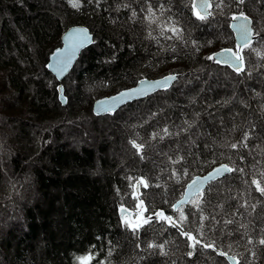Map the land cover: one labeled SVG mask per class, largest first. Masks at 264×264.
I'll return each mask as SVG.
<instances>
[{
    "label": "trees",
    "instance_id": "16d2710c",
    "mask_svg": "<svg viewBox=\"0 0 264 264\" xmlns=\"http://www.w3.org/2000/svg\"><path fill=\"white\" fill-rule=\"evenodd\" d=\"M126 3L131 7L125 8ZM189 3L171 0V11L185 29L184 40H196L199 51L190 42L166 39L170 32L161 35L155 24L142 21L139 0H101L98 6L95 0H82L78 9L72 7V0H0V264H78L77 257L86 252L94 254L91 264H230L227 254H233L239 264H264V245L258 243L264 235L259 231L264 226V197L251 185L256 178L264 186V110L260 107L264 60L245 49V71L252 73L248 77L206 59L216 49L235 48L229 27L233 14L243 11L250 16L254 31L264 37V0H245L242 5L225 0L222 8L211 9L213 16L207 21L197 20ZM131 8L138 13L134 20L129 19ZM73 24L87 25L95 33V42L82 51L63 80L67 97L63 105L58 81L46 63L61 44L62 32ZM260 37H255L252 47L264 55ZM169 72L183 74L169 89L130 102L111 115L92 112L98 97L141 77ZM224 99L229 103H215ZM157 110L160 114L149 118ZM184 119L194 121L189 133L149 140L152 126L166 124L173 131ZM250 126L254 131L249 148L259 144L252 156L248 149L229 147L251 131ZM137 133L144 138L138 143L147 141L144 159L129 143ZM177 145L184 160L172 165L165 153L174 157ZM253 156L260 160L256 168L251 167ZM220 162L245 171L227 174L204 189L201 207L208 219L203 227L200 213L192 215L196 210L190 202L181 206L187 217L181 221V213L170 205L192 176ZM174 167H186L188 175L178 172L170 179ZM141 176L149 184L140 185L139 198L146 210L133 212L136 201L131 185ZM254 198L261 202L251 216L237 215L236 222L223 225L222 217L233 206L242 199L255 203ZM217 202L222 209L212 207ZM122 207L133 214L122 217ZM161 210L184 231L197 235L200 243L193 256L187 255L192 251L187 238L157 220L154 213ZM213 212L220 224L211 221ZM150 215L152 220L143 223ZM124 218L141 224L137 233L123 223ZM237 222L248 224V229L237 232ZM249 237L252 244L247 242ZM150 242L163 244L167 254L147 249ZM205 243H214L215 248H203Z\"/></svg>",
    "mask_w": 264,
    "mask_h": 264
},
{
    "label": "snow or ice",
    "instance_id": "6c2138e0",
    "mask_svg": "<svg viewBox=\"0 0 264 264\" xmlns=\"http://www.w3.org/2000/svg\"><path fill=\"white\" fill-rule=\"evenodd\" d=\"M95 2L98 6L101 0H95ZM139 2L141 3V7L139 11L140 13L143 14L139 18L142 21L146 20L149 26L155 24L160 29L161 35H164L166 32H170L171 35L166 36V39H170V40L177 39L185 44L190 42L193 48L199 51L200 46L196 40H191V41L184 40L183 34L185 29L182 26H180L179 20L173 19V16L176 14L172 13L171 11V0H156L155 5H153V0H139ZM236 2L238 5H242L244 4L245 0H236ZM224 5H225V0H217L215 5L213 4V0H190L188 6L191 10L192 15L197 20L207 21L209 20L210 17L213 16V12L211 11L213 7L220 9ZM81 6H82V0H72L73 8L78 9ZM124 7L130 8L131 6L130 4L126 3L124 4ZM137 17H138L137 10L135 8H131V14L129 19L134 20ZM231 20L236 22L232 24L231 27L237 33V39L239 41L235 45V50L233 48H224L221 49L219 52L214 53L213 55L207 56L206 59L210 61H214L216 64H224L229 66L230 68L233 69V71L237 75L244 73L246 76L251 77L252 75L251 71H247V72L245 71L244 51L245 49H250L257 56H259L261 60H264V55H261L259 49L252 47L254 36L260 37V32L254 31V29L251 27L252 21L247 15L243 13V11H241L239 14H233L231 16ZM158 21L160 22L158 23ZM149 36H151V32H149ZM153 39H155V37H153ZM260 39L264 40V37H260ZM64 42H65V46L61 49H58L55 55L52 57L55 63L54 64L50 63L46 65L49 69H54L57 72L58 76H60L72 63L73 59L76 56V53L85 45L93 41L86 28H74L71 32H69L64 36ZM178 79H180L178 74H169L160 80H154V81L142 79L138 82V87L121 92L118 96L112 97L109 100L100 101L98 107H103L104 110L107 112H114L115 109L122 102H127V100L132 98H140L147 96L154 90H161V89L167 90L169 87L172 86L173 82L177 81ZM203 90H204L203 87H201L200 91L202 92ZM59 91L62 93L63 88L62 87L59 88ZM256 95L259 96L260 93H256ZM192 102L195 103V97H193ZM215 103L223 106L229 103V100L228 99H224L223 101L217 100L215 101ZM260 107L262 110H264V104H261ZM160 111L161 110L151 112L149 118H155L157 115L160 114ZM195 115L198 117L200 113L197 111ZM145 122H147V120ZM159 124L160 121H157V125ZM193 127H194V121H189L187 119L182 120L180 125H174L173 131H170L169 127L166 124L161 127L152 126V130L148 133V138L149 140H153V141L157 139L163 141L165 138L178 137L181 135V133H189ZM250 127L252 130L246 131L243 134V137L240 141H237L235 143H230L229 147L231 149L238 151L241 149H248V155L252 156L253 151L259 148V144H255L252 148H249L248 141L251 138L252 131H254V126H250ZM191 135H197V133H192ZM137 139L143 140L144 138L140 137L139 133H137L136 138L129 140V143L132 146V148L136 150L140 158L144 159V147L147 141L138 143ZM189 140H191V136H189ZM191 143L195 144V141L191 140ZM165 155L167 156L168 161L172 165L181 164V162L184 160V156L180 154L178 145H177V150L174 153V157L172 155H168L167 153H165ZM239 158L243 160L244 156L240 155ZM253 160L254 163L251 165L252 168H256L258 165H260V160L256 159L255 156H253ZM211 163H215V161L213 160L211 161ZM237 170L241 173L245 171L244 168L236 169L234 167H230L227 164H221L219 167L215 168L213 172L209 173L208 176L203 178L199 176L195 177L194 179L191 180V183L187 185L185 199L180 200L178 204L170 205V207L173 208L175 211L181 213L180 220L182 221L185 220L187 217L183 215L181 206L184 205L185 203H189V202L192 203L193 207L196 210L195 212L192 213V215L195 217L197 212L200 213V221H201L200 226L203 227V220L208 219V217H205L203 215L204 210L201 207V205L204 203L205 200L204 186L211 181H215L220 177H223L226 174H230ZM178 172L183 174L184 176L188 175V169L186 167H181L180 169H176L174 167L169 178L171 179L173 177H177ZM261 175H264V173H262ZM140 185H143L144 188H147L149 186L148 181L144 179L142 176L136 180V183L134 185H131L134 189L132 199L136 201V203L133 206V212L136 208H139L141 211L146 210L144 208V201L139 198V196L136 194L135 191ZM251 185L254 186L255 191L259 192L260 195L264 197V186L261 185V180L253 178L251 180ZM212 191L213 190L211 188L208 189L207 195L209 197L208 200L209 204H211V201L213 199ZM260 202L261 201L259 199H255V203L251 202L249 199H242L235 206H233L232 211L227 213L226 217H222L223 225L227 227L228 225H231L234 222H236L235 217L237 215H239L240 217H244L245 215L251 216L252 213L255 212L257 204H259ZM212 207L222 209L223 205L217 202L215 205H212ZM240 209H244V211L241 212ZM120 211L122 217L133 214V212H129V210L124 207H122ZM262 211H264V208H262ZM135 215L139 216L140 213H135ZM154 215L157 218V220L165 221L168 224H170L172 227L177 228L180 235L187 238V240L189 241L188 246L192 249V251H189L187 255L189 257L193 256L197 244L200 243V240L197 238V235H193L190 232L184 231V229L178 226L177 222L174 221L173 217L171 215H166L163 210L155 212ZM216 215L217 213L215 212L211 214V221L213 222V224H220L221 221L216 219ZM227 217H231V218H227ZM257 218H259V216ZM151 220H152V216L150 215L147 218L143 219V223L145 224L149 223ZM123 223L126 226H128L133 233H137L138 229L141 227L140 223H132L127 218L123 219ZM241 228L248 229V224L238 223V227L236 228V231L239 232ZM212 230H213L212 228L209 229V231ZM259 231L260 233L264 234V226H262L259 229ZM227 234L231 236L232 232L229 231ZM247 234L248 233L246 231L242 235H247ZM199 235H202V233H199ZM247 242L248 244L253 243L251 237H249ZM258 243L260 245H264V235L260 236V238L258 239ZM202 247L215 248V244L205 243L202 245ZM147 249H159L161 255L167 254L164 252L163 244L150 242L147 244ZM147 249H145V251ZM220 254L225 255V253L223 252H221ZM109 255H111V249H109ZM252 255L255 256V252H253ZM93 259H94V254L92 252H86L85 255H81L77 257L78 264H91V261ZM232 259H236V258L232 257ZM236 264H239L238 260L236 261Z\"/></svg>",
    "mask_w": 264,
    "mask_h": 264
},
{
    "label": "water",
    "instance_id": "95a60500",
    "mask_svg": "<svg viewBox=\"0 0 264 264\" xmlns=\"http://www.w3.org/2000/svg\"><path fill=\"white\" fill-rule=\"evenodd\" d=\"M247 16H248V15H247ZM248 17H249L250 20L252 21L251 17H250V16H248ZM234 23H236V22H235V21H232V20L230 19L229 27H230L231 31L233 32L234 40H235V43L237 44V43L239 42L238 39H237V33H236L235 30L231 27V25L234 24ZM251 27L253 28V21H252ZM74 28H86V29L88 30V33H89V35L91 36L93 42H91V43L85 45L83 48H81V49L76 53V56H75V58L73 59L72 63L67 67V69H66V70H65L60 76L57 75V72H56L54 69H49V68L46 66V68L48 69V71L51 72L52 75L55 77V79L58 81V86H57L58 98H59L60 102H61L63 105H65V104L67 103V97H66V95H65V93H64L63 80H64V79L70 74L71 70L74 68L75 64L77 63V61H78L79 58H80V55H81L82 51H83L84 49L88 48L90 45H92V44L95 42V33H94V32H93V31H92L87 25H85V24H73V25H70V26H68V27L62 32V34H61V38H60V39H61V44H60L59 46L55 47V48L50 52L49 57H48V61H47L46 65H48V64H50V63H53V64L55 63V61L52 59V57L55 55V53H56V51H57L58 49H61V48H63V47L65 46L64 36H65L66 34H68L69 32H71ZM253 29H254V28H253ZM254 39H255V36H254L253 40H254ZM225 48H228V47H225ZM221 49H224V48L216 49L215 51H213L212 55H213L214 53H216V52H219ZM223 65H224V64H223ZM226 66H227V65H226ZM228 67H229V66H228ZM169 74H178L179 77H181V76L183 75L181 72H169V73L163 74V75L158 76V77H141V78H139V79L137 80L136 83H134V84L131 85V86H128V87L122 88V89H120V90H118V91H115V92H113V93H111V94L104 95V96H101V97H98L97 99H95V100L93 101V103H92V112H93L95 115H97V116L111 115V114H114L115 112H117L121 107L125 106L126 104H128V103H130V102H133V101H135V100H139V99H143V98H145V97H147V96H149V95H151V94H154L155 92L162 91V89H161V90H154V91H152V92H151L149 95H147V96L140 97V98H132V99L127 100V102H122V103H121V104L115 109L114 112H107V111L104 110L103 107H98L100 101L109 100V99L112 98V97L118 96L121 92H124V91H126V90H129V89H133V88L138 87V82H139L140 80H142V79H147V80H149V81L160 80V79H162L163 77H165V76H167V75H169ZM175 82H176V81H175ZM175 82H173V84H174ZM173 84H172V85H173ZM61 87L63 88V92H62V93L59 91V88H61ZM169 88H170V87H169ZM169 88H168V89H169ZM64 101H66V102H64ZM105 107H107V106H105ZM221 164H227V165H229V164L226 163V162L217 163V164L213 165L211 168H209L207 171L202 172V173H198V174H195L194 176H192V177L189 179V181L186 183L185 188H184V191H183V194H182V195H181V196H180V197H179V198H178L173 204H178L180 200L185 199V193H186V190H187V185H188L189 183H191V180H192V179H194V178L197 177V176H199V177H201V178L208 176L209 173L213 172L214 169L217 168V167H219ZM229 166H230V165H229ZM230 167H231V166H230ZM226 175H227V174H226ZM223 177H224V176H223ZM220 178H222V177H220ZM220 178H219V179H220ZM217 180H218V179H217ZM215 181H216V180H215ZM212 182H214V181H211V182L207 183V184L204 186V189H205L210 183H212ZM135 191H136V194H137L138 196H140V194H141L140 186H139ZM186 204H188V203H185L184 205H186ZM182 206H183V205H182ZM120 215H121V213H120ZM232 257H235V256H234L233 254H227V255H226V259H227V261H228L230 264H236L237 258L235 257L236 259H232Z\"/></svg>",
    "mask_w": 264,
    "mask_h": 264
}]
</instances>
